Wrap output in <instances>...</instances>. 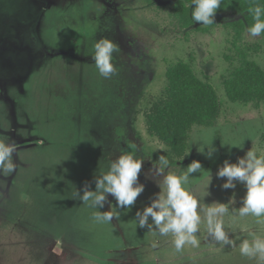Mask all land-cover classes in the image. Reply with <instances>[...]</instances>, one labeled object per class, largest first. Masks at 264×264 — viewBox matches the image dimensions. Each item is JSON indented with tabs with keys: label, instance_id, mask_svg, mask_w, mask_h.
I'll return each mask as SVG.
<instances>
[{
	"label": "rangeland",
	"instance_id": "obj_1",
	"mask_svg": "<svg viewBox=\"0 0 264 264\" xmlns=\"http://www.w3.org/2000/svg\"><path fill=\"white\" fill-rule=\"evenodd\" d=\"M181 3L188 27L177 12ZM190 3L0 0V81L7 84L0 85V135L17 147L16 172L0 189V264H264L202 236L199 247L176 253L170 237L140 229L135 213L159 191L143 175L136 205L120 210L112 201L110 223L96 222L98 209L76 196L85 182L94 189V173L124 150L146 160L145 172L159 154L184 167L199 160L212 176L205 203L227 202L235 193L240 206L243 186L223 190L216 172L251 147L264 151V101L232 103L223 82L240 52L264 69V38L247 35L230 10L216 13L211 26L194 23ZM101 37L119 48L109 79L91 58ZM179 60L213 86L221 107L213 126L192 128L186 152L175 157L148 132L147 115L164 97L167 69ZM194 137L213 140L212 158L191 145ZM193 175L196 185L202 176ZM228 224L242 237L264 234V223L253 217Z\"/></svg>",
	"mask_w": 264,
	"mask_h": 264
},
{
	"label": "clouds",
	"instance_id": "obj_2",
	"mask_svg": "<svg viewBox=\"0 0 264 264\" xmlns=\"http://www.w3.org/2000/svg\"><path fill=\"white\" fill-rule=\"evenodd\" d=\"M221 4L222 0H191L188 7L191 8L192 22L213 25ZM248 14L252 23L246 28L247 35L261 37L264 35V4L257 2L251 5ZM118 51V45L107 37H101L93 44L91 58L101 77L109 79L116 74L114 53ZM194 144L198 146L197 151L207 158H212L217 151L211 139L194 137L191 145ZM224 145L243 148L235 144ZM16 152L15 142L0 135V189H3L6 178L16 172ZM145 161L140 155L122 150L109 161L106 170L101 168L98 174L94 173V189L91 182H85L82 190H77L76 196L82 203L98 209L92 214L96 222L110 223L114 219L112 201H115L117 209L131 211L145 191L146 185L140 180L143 175L159 191L137 209L135 218L140 229L146 228L160 237H170L176 253H182L186 245L199 247L202 241L198 237L202 236L221 247H238L241 256L264 262V234L249 231L242 237L228 224V221L235 224L246 217L255 218L257 224L264 223V151L251 147L235 162L225 159L216 172V177L223 180L220 185L223 190H234L238 184L243 186L245 191L240 197L239 207H236L235 193L227 202L205 203V198L210 195L212 176L204 173L199 160H192L184 167L167 155L159 154L154 161L147 160L151 166L146 172L143 171ZM193 174L202 176L196 185ZM106 205L108 210L101 211Z\"/></svg>",
	"mask_w": 264,
	"mask_h": 264
},
{
	"label": "trees",
	"instance_id": "obj_3",
	"mask_svg": "<svg viewBox=\"0 0 264 264\" xmlns=\"http://www.w3.org/2000/svg\"><path fill=\"white\" fill-rule=\"evenodd\" d=\"M257 2L264 4V0H222L216 13L233 11L248 26L252 23L248 9ZM187 11L182 3L177 7V12L180 15L183 13V22L188 27L191 22ZM166 83L164 97L153 105L147 115V129L172 156L181 157L187 150L192 128L213 126L221 106L213 86L199 78L185 61L179 60L170 65L166 71ZM223 86L227 99L232 103L264 101V69L240 52L238 65L231 70Z\"/></svg>",
	"mask_w": 264,
	"mask_h": 264
},
{
	"label": "crops",
	"instance_id": "obj_4",
	"mask_svg": "<svg viewBox=\"0 0 264 264\" xmlns=\"http://www.w3.org/2000/svg\"><path fill=\"white\" fill-rule=\"evenodd\" d=\"M1 83H0V85L2 86V84H5V85H7L5 82H2V81H0ZM5 85H4V87H5ZM3 87V86H2Z\"/></svg>",
	"mask_w": 264,
	"mask_h": 264
}]
</instances>
